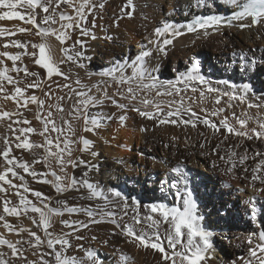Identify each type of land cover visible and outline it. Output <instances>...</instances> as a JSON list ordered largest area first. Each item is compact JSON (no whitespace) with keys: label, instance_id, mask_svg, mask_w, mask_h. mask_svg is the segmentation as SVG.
Returning <instances> with one entry per match:
<instances>
[{"label":"bare ground","instance_id":"obj_1","mask_svg":"<svg viewBox=\"0 0 264 264\" xmlns=\"http://www.w3.org/2000/svg\"><path fill=\"white\" fill-rule=\"evenodd\" d=\"M97 1L91 0V3L96 4ZM122 1L124 2L126 0H113L114 4L111 6L106 2L107 4L105 5H108V10H104L105 7L101 10L95 8L96 10L91 9L90 11L86 8V20L79 21V27L65 30L68 39L63 44L57 41L55 36L52 35L43 38V42L48 45L50 54L59 67L60 72L64 73L65 76H68L67 74L72 76L70 81L73 83L77 80L80 83L87 82L89 86L86 87L85 92L97 100L103 101L95 106H89L86 110L89 115L90 109H97L92 114V117L100 120L101 126L99 128L94 132H86L84 131V120L80 119L75 120V126L72 127L74 134L68 128H66L67 130L65 132L69 135L71 134L70 137L73 138L74 145L77 146L76 149H79V153L82 156L93 159L98 157L97 159H100L99 161L105 162V177L108 178L109 182L104 186L102 185L101 188L105 187L107 190H114V186L112 185L115 180H117V183L123 185L126 182L124 177L125 179H130L133 183H137V173L132 168L140 167L139 171H142L143 176L139 184L141 186L140 188L152 192L159 188L156 191L157 193L153 192L150 194L152 196L155 194L157 200H161V203L166 208H177L183 211L184 199L189 192L192 194L193 190L203 188L207 184L206 180L212 183L218 181L220 185L215 188L216 190L214 189L215 195L213 200L212 198H207V200L209 203L215 200L216 205L214 207L217 206L218 202L225 200L223 204L219 205L223 209L215 210L214 215L210 216V214L207 215L204 212L198 213L195 207V214L200 217V226L203 227L202 222H210L211 217H213L212 219L217 222L215 225L218 227L213 228V231L210 232L212 248L205 254L206 259L201 264H244L237 258H240L241 253H246L247 256L242 255L241 258L246 257V260H249L250 255L247 254L250 251L249 248L253 249V247L261 243L259 233L264 231V167L259 171L251 169L259 163L258 159L260 155H257V153H264V139H256L254 136L252 139H249L245 136H238L234 132L230 133L224 128L221 121L226 117L231 127L237 131H248L250 135H252L251 129L256 128L259 130V123L264 122V91H260L259 94H254L253 89L249 86L251 78V82L259 80V83L261 82L260 78H264L260 75L264 72L261 65V60L264 59V53H260L255 48L258 44L259 46L264 45V23L240 28L239 24L241 23H251V18H245L244 20H234L231 25H228L226 21L231 19L234 12L240 11V9L234 5L225 3V0H133L134 9L131 7L125 8L124 12L121 11L123 8L121 7ZM199 1L205 2V4L206 2L209 4H217L215 9L211 8V10H216L224 6L232 7L231 9L234 8L235 10H224V12L218 15L216 13L217 11L215 13L212 11L204 16H200V18L217 16L222 18V23L212 28L188 32L187 25L197 18H193L191 14L195 10L200 12L206 9V6L203 7L202 4L196 6L195 3ZM81 2L82 0H74L77 6ZM180 4H184L186 10H182L179 7ZM19 8L21 9V7ZM36 12L37 18H39L41 8L38 7ZM126 12H132V15H126ZM179 17L181 21H178ZM78 19L76 15L73 22L74 25ZM2 21L4 22L5 28H1L4 30V34L0 35V41L3 40L2 37L4 35L15 32L12 30L18 32L20 28L26 29L25 24L23 25L17 19L11 20V23L8 19ZM7 21H9L8 24H6ZM37 23L40 25V22L37 21ZM66 23V20H61L59 26L65 25ZM164 24L177 25L175 28L183 34L173 36L169 32L165 36L158 38L155 35V29L163 27ZM40 27L42 28V26ZM82 29H87L89 34L82 35ZM228 34H236L239 40H232ZM157 39L161 41L163 39H171L172 43L165 46L166 50L164 52H160L157 50L155 43ZM77 41L81 42L79 44L82 46L81 48H84L83 51L87 54V62L92 64V69L83 67L79 70L77 69V73H73V71L67 70L64 66L65 52L62 49L69 47L70 44L72 45V42ZM132 44L137 45L138 49L136 51L138 52L140 45H142L141 52L148 50L152 52V55L146 57L144 61V67L152 76L158 70L159 65H165L168 58L174 55L176 56L173 59L175 66L177 64L183 65L181 70L189 66V74L203 76L212 88L218 89V93H208L206 86L200 84L198 81H190L186 86L182 81L187 76V72L181 75L178 74L173 80L177 87L182 89L179 96L174 94L173 96L155 97L154 92L148 93L150 99H154L160 105L164 103L166 107L167 105L169 106L170 101H176L177 104H172L171 109L172 107L175 109L178 106L181 98H186L183 101L181 112L188 113L186 109L190 108L191 112H189L187 120L191 119L193 121L197 118L202 122V125H205V128L202 125L191 126L190 124H184L181 122V119L173 118L177 120L176 124H161L159 122L158 131L155 134L153 133L154 136L151 135V138L149 123L153 119L141 116L134 109L140 108L142 111H148L151 110L149 106L152 107V105L146 107L139 103L138 100L130 102L127 99H122L116 95V92L118 88L120 91H124L126 85H117L111 77L100 75V73L116 67L118 63L131 65L132 61L141 54L139 52L135 57H130L129 46ZM93 54L99 57L101 66L92 63ZM211 57L214 59L212 60ZM131 72V67L124 69L126 76L131 75ZM118 75L119 73H117ZM55 76L57 74L54 73L51 77H47L51 81L56 78ZM21 83H18V86L23 89L26 88ZM192 87L205 91V97L202 101L199 91L193 93L191 91ZM81 90L84 89L81 88ZM40 94L39 98L43 99L45 94L42 90ZM233 94L236 96V99L231 98ZM217 95L220 97L218 104L216 103ZM107 97H112L120 104L127 105V107L123 109L118 108ZM36 104L38 106V103ZM53 104L55 105V102L49 103L48 101L44 109L41 110L40 108L41 111L36 115L37 120L40 119L42 121L41 126L43 130L49 112L52 113L51 119H56L55 112H53ZM249 104L253 106L249 107ZM2 105L0 102V112L3 111L4 106ZM21 108L22 104L17 102H13L10 107L11 111H16V113H20L17 111ZM168 108L170 109V107ZM218 109H224V111L213 115L212 113ZM154 110V107H152L151 111L154 112ZM192 113H195V115L193 116ZM122 115L125 116L123 122L119 120V117ZM205 119L210 121L211 124H205L203 122ZM239 119L247 120L244 129H241L238 123ZM35 123L37 124L36 121ZM213 124L216 126L215 128L211 126ZM48 128L50 130L47 133V139L53 140V144L47 145L45 142V146L53 147L59 142L56 138V132L52 131L51 124L48 125ZM141 129L144 130L142 131ZM80 137H84L91 142L86 149ZM172 137L176 139V142L184 143V146L178 149L176 147L177 145L175 146L174 144L175 141H170ZM144 145L148 147L149 156L144 157L139 155L136 159V149L139 150ZM233 153L235 155H232ZM239 155L246 157L243 163L239 161ZM229 157H231L230 160ZM232 164H235V167H232ZM230 167L232 170L228 171ZM176 168H180L181 174L183 175L174 172L173 169ZM120 170H123V172H120ZM254 175L258 176L259 179L253 180ZM160 176L161 180H159ZM91 181L95 184L98 183V176L95 175L94 180ZM131 184H129V187L132 189L134 186L131 187ZM233 185L239 189L237 192L233 191ZM97 187L100 186L97 184ZM174 192L176 193V205L173 202V205L170 206V200L171 203L174 201L172 200V194ZM238 196H240V199ZM118 199L127 204L131 203L121 197L116 198L115 201ZM191 199L193 200L192 195ZM238 200H241V204H237L239 202ZM208 212H212V209H209ZM58 216L60 214H56L54 211L51 214L53 221H58ZM158 216L160 219H163L161 213ZM224 227L229 228L231 236L233 235L232 239L222 236L226 234ZM203 229L205 230L204 227ZM214 237H217V239H214ZM129 245L127 243L125 247L119 250L112 249L111 251H115V256L113 254L108 256L104 254V261L101 260L100 264H121L119 252L132 259L134 264H151L153 260L156 263L159 262L160 255L154 252V249L138 246L137 243L134 248H131ZM129 248L133 250H129ZM230 251H234L237 254V258L235 257L232 262L228 260L227 256Z\"/></svg>","mask_w":264,"mask_h":264},{"label":"rangeland","instance_id":"obj_2","mask_svg":"<svg viewBox=\"0 0 264 264\" xmlns=\"http://www.w3.org/2000/svg\"><path fill=\"white\" fill-rule=\"evenodd\" d=\"M41 2H43V4H47L48 0H41ZM106 2L110 6L114 4L113 0H98L96 4L94 3L96 7L91 9L96 10L98 8V10H101L103 9V7H105L104 10H108V5H105L107 4ZM126 2L127 0L124 2L122 1L121 7L124 8ZM101 4L103 5V7H100ZM195 4L196 6L198 4H202L203 7L206 6V9H203L200 12L198 10H195L193 14H191L193 18L204 16L205 14L211 13L212 11L213 13L217 11L216 13L218 15L221 12H224V10H229V11L235 10L234 8L231 9L232 7H227V6L219 7V9L216 10H211V8L215 9V6H217V4L215 5V3L209 4L206 2L205 4V2L199 1L196 2ZM20 7L21 9L18 7L16 10L20 11L25 16H27L28 14L34 11L36 15V19H38L37 21L40 22V26H42V28L55 30L57 33H59L60 31L68 30L64 28H62L61 30L62 25L59 26L61 21L60 20L61 13H63L66 17L67 16L73 17V21H71L72 23L76 18V14H75L76 11H73L75 10L74 7L69 6L68 3H60L59 7H57V0H52L48 13L43 12L41 8V14L39 18H37L36 9L35 10L28 9L26 5ZM179 7L182 10H186L184 4H180ZM6 10L7 9H0V11H6ZM96 14L99 15L98 13ZM45 16H51L52 20H54L55 23L49 21L47 24H45L43 22ZM17 20L23 23V25L25 24L26 29H30L31 31L19 33V31L17 32L16 30H12L15 32L4 35V37H2L3 40L0 41V53L8 52L11 55H19L20 58L17 61L13 62L12 60L8 59V57L0 56V61H2V63H0V71H3L5 68H7V73H6L7 76L11 77L14 82L23 83V85L26 88H24L22 97L17 98V100L19 99L18 101L22 105L24 100L26 99L29 102L27 103V107L22 106V108L19 111H17L20 113H16V111H13L14 112L13 113L10 107L12 103L13 102L16 103L17 100H12L10 97L15 94L14 90L15 87L18 86V83L9 84L7 80H3V85L6 91L0 92V102L3 104L2 106L4 107L7 106L6 108L3 107V111H7V112L10 111L9 113H13L14 115L10 116L9 118L0 119V151H3V149L6 147L5 138H7L8 146L11 148L10 157L12 156L16 157V164L7 165L3 156H0V172H3L5 167H13L14 171L18 173L17 176H13L11 173L8 174V179L12 181V185H9L4 181H0V186H2L6 190V191H0V216H4L5 218V220H0V238L6 239L11 243L16 244L18 249V254L16 256H13L11 249H9L6 244H0V253H3V259L7 260L8 264H29V262L31 261H35L36 264H42L40 257L43 256L44 260H48L50 264H54V256L48 255V253L53 251L52 249H49L47 247V239L49 237L46 236L43 226H41V224L39 223V214L31 211L32 204L36 205L37 207H41L45 212L48 211V209L54 210V213L56 214L59 212L58 214H60L61 217L58 216L57 219L58 221H53L51 218V224L52 223L55 224L51 225V227L48 229V232L52 234V238L61 237V236H65V234H68L66 238L69 240L71 246L65 248V254L68 256L76 257L78 259L83 258L85 260V264H92V261L87 260L86 258V253L88 251H92L95 255V258L101 261L103 260L104 254L106 256L111 254L115 256V251L113 252L111 250L112 249L119 250L125 247L127 243L130 244L129 246H131V248H134V246H136V242L133 240L132 237H129L126 234H124L123 230L125 226H131L137 232V234H139L142 230H146L150 235L153 229L149 228V225L151 224L152 220H155L159 222V231L161 234V238L163 239L164 233L166 230L170 228V225L164 222L163 219L159 218L158 216L159 212H151L150 208L146 207L152 204H157V205L162 204L161 200H157L155 194L153 196L150 194L153 192L155 193L156 191L159 190V188L158 190L155 189L153 192L150 190H146V189L144 190L140 188L141 186L139 184L143 178L142 171L141 170L139 171L140 167L132 168V170L137 173V179H136L138 181L137 183H133L132 181H130V179H128L127 177H126L127 179H125L124 177V180H126V182H124L123 185L117 183V180L114 181L112 185L114 186V190H109V189L107 190L105 187L101 188L102 185L104 186L106 183L109 182L108 178L105 177L106 176L104 170L105 162L99 161L100 159H97L98 157L93 159L90 157L88 158L87 156H82V154L79 153V149L78 148L76 149L77 146L74 145L75 143L72 140L73 138L70 137L71 134L69 135L67 132H65V130H67L66 128H68V125L64 124L65 120L70 121L72 124L71 125L72 128L75 126L76 123L75 121L76 119H73V117L69 115V113L73 111V105H75L77 99H79L78 97L75 96L73 89L75 91L85 92L86 87H88L89 85L85 81L83 82L84 85L83 83H79V84H77L76 82L73 83L72 81H70L72 76H70L69 74H67L68 76L57 75L55 76L56 78L52 79L51 81L48 80L46 69L43 68L41 65L35 63V60L39 58V49L33 48V44L41 43L42 37L37 36L35 34L37 29L33 27V25L28 24L25 21L19 19ZM178 21H181L180 17ZM8 23L9 21H7L6 24ZM67 23H69V21H67ZM173 26L176 27L177 25L175 26L174 24ZM1 28L2 29L5 28L4 22L2 20H0V29ZM74 32H76V30H74ZM228 35L234 41L239 40V38L236 37V34H228ZM17 40L21 44L26 45V47L22 48L16 46L14 42ZM78 44L79 43L77 42H72V45L70 44V46L66 48L69 51L65 53L64 61H63V63L64 62L66 63V65L64 63V66L67 68V70L69 71L71 70L73 71V73L75 72L77 73V69L79 70L80 68L83 67H87L90 70L92 69L91 67L92 64L87 62V56H86L87 54L83 51L84 48H81L82 46L80 44L79 47ZM5 45H7V47H5ZM77 47L78 49H76ZM141 47L142 45H140L139 52L142 51ZM255 48L258 49L260 53H264V45L259 46L258 44V46H256ZM79 49L81 50L79 51ZM136 49H138L137 45L132 44L129 46V52L131 53L130 56L131 58L135 57V55L139 53L138 51H136ZM77 52L81 53L79 59H73V60L67 59V55H72L73 57H75ZM32 53H35L36 55L33 56ZM175 57L176 56L172 55L168 58L165 65L163 64H161V66L159 65L158 70H156L154 73V76L157 77L159 81H173L178 74L181 75L182 73L185 74L188 71H190L189 66H187L183 70H181L183 65L177 64V66H175V62L173 60ZM92 59H93L92 63L94 64L96 63V65L98 66L102 65L101 62H99L100 59L96 54L92 55ZM211 59L213 60L214 58L211 57ZM80 65H83V67H81ZM261 65L264 70V59L261 60ZM25 68H27L29 73H37L38 75L26 76L24 73ZM262 74L260 75L264 77V75ZM188 75L189 72L187 73V76ZM251 81L249 83V86L253 89L254 94L256 93L259 94L260 91H264V78H260L261 81L260 83L259 80L253 82ZM29 84H39V87L29 88L27 87V85ZM63 84L69 86L71 85V86L64 87ZM81 88L84 90H81ZM41 90L45 94L43 99L39 98V96L41 95L40 94ZM32 96L37 97V100L44 101V104L43 105L38 104L39 106L38 107L36 103H32L30 101V97ZM185 99L183 98V101ZM48 101L49 103L55 102V105L53 104L54 105L53 112H55L56 115V119L54 120L56 127L57 128L60 127L63 129L65 128L63 134L56 132V138H59L57 140L59 142L60 148L65 147L64 144L65 138L73 141V143L68 145V147H70L71 149V155L69 156L67 152H64L63 154L64 161H66L64 164V171H61V165L57 163V157L49 155V149H51L52 152L59 151L56 145H54L53 147L45 146L48 132L45 133L44 135H40V133L43 132L41 126L42 121L40 119L37 120L36 115H38L39 111L44 109V107L48 104ZM176 104L177 103H175V105ZM58 105L63 108L62 112L58 111L57 108H55ZM160 106L163 108V112H160V114L158 113L159 115L156 113L154 118H152L153 120L149 123L150 128L149 127L148 128H149L150 136L151 135L154 136L155 132L157 133L158 123L160 119L165 118L166 113L169 110H173V111L175 110L173 109V107L172 109L171 108L169 109L168 108L169 106L167 105L166 107V104L164 103L163 104L161 103ZM149 107L152 110L153 106L152 107L149 106ZM96 110H97L96 108L90 109L89 116L92 117V114L96 112ZM188 115H189V111L188 113L181 112V117H172L171 119L179 118L181 120H187ZM24 120H27L30 123L26 124L23 122ZM17 121L19 122L17 123ZM35 121L37 122V124L35 123ZM193 124L195 126L196 125L200 126L202 125V122H200V120L196 118V120H193V123H191L190 125L193 126ZM9 125H11V127H9ZM27 126L35 129V131L32 133H22L20 129L28 128ZM202 126H204L205 128V125ZM17 136H20L21 138L19 141L16 139ZM24 139H27L29 143L33 145H44V147H32L31 149L17 148L16 144L22 142ZM170 141L172 142L175 141L174 144L175 146L177 145L176 147L178 149L184 146V143L182 142L180 143L179 141H177L178 142L177 143L174 137H172ZM135 155H136V159L138 158L139 155L148 157L149 151L147 145L142 146L139 150L136 149ZM241 157L242 156L239 155L238 159ZM262 158L264 159V153H260L258 161L260 162L261 160H263ZM69 160L75 162L77 166L73 167L71 164H68L67 161ZM35 161H40V162L35 163ZM24 162H27V164L29 165V172H25L22 168L18 166L20 163H24ZM255 166L256 165H254V167ZM254 167H252L251 169H256ZM32 171H35L38 174L35 178H33V176L30 174ZM53 172L56 173V176L64 177V179L61 181H57L56 176L52 175ZM120 172H123V170H120ZM95 175L98 176V180H99L98 183L96 184L91 181L94 180ZM19 176L24 177L23 181L19 179ZM73 178L75 180L74 187L61 192H58L56 190V187L54 186L56 183H61V184L64 183L63 185L67 186ZM44 180L49 181V183H44L43 182ZM84 180H87L89 183H91L94 186L95 190L103 193V195L90 198L91 190L88 189L87 186L83 183ZM159 180H161V176ZM128 183L129 184L132 183L130 186L131 187L134 186V187H132L131 189ZM206 183L207 184L203 188H198L197 190H193L191 195L193 197V200L195 201V205L198 210V213L204 212L207 215L210 214L211 216L214 215L215 210L218 211L223 209V207L221 206L222 208H220L219 205L223 204L225 200L218 202L217 206L215 207H214V205H216L215 200L209 203L207 198L209 199L212 198L213 200V197L215 195L214 189L217 188V186H219L220 184L218 181L212 183L209 180H206ZM22 184L26 185L27 189L29 190L26 191L24 187H19ZM97 184L100 187H97ZM232 189L234 192H237L239 190L238 188L234 187V185ZM37 191L43 194L41 198H37L33 194L34 192ZM116 191L121 193L120 196L121 198H124L125 200L131 202L130 204L126 203L127 208L124 207L125 203L122 202L121 200L118 199L115 201V199L118 197L114 196L113 193ZM17 193H20L27 199V201L29 202L27 206L20 204V195H17ZM178 194L180 193L178 192ZM103 196H108V201H105ZM178 198H180V196H178ZM238 198L240 199V196H238ZM172 200L174 201H172L171 203L170 200V206L173 205V202L174 205H176L175 192L172 194ZM5 201L9 202L8 203L9 208L16 207L19 210L20 215L13 216L5 213L3 210ZM238 201L239 202L237 204L239 203L241 204L240 202L241 200ZM231 204L233 205L232 202ZM25 207H27L26 212H25ZM73 208L77 210L69 211V209H73ZM209 209H212V212L209 213L208 212ZM85 210H91L93 215L90 217L87 214V211ZM108 212H113L115 215L113 217H108L106 215ZM102 216L104 217L103 219H101ZM136 216H138L142 220L141 224L135 223L133 217ZM147 217H151L152 220L146 219ZM212 218L213 217H211L210 222L209 221L202 222L203 227L208 233L212 232L213 228L214 229L218 228L215 225L217 222ZM113 219L116 221L115 224L111 222ZM34 220L36 221V223L33 222ZM5 221H7L10 225H12L13 229L9 230L8 228H5L3 226ZM64 221H67L68 223L65 224L63 223ZM57 222L58 224H56ZM82 225H87V227H83ZM117 225H119V227ZM21 228L28 229L31 232H35L38 236H40L41 240L44 241V243L40 244L39 246H35V238L30 236L29 231L20 232L19 229ZM224 229L226 234H223L222 236L232 239L233 235L231 236L230 233L231 231L229 230V228L224 227ZM77 237H82V239H77ZM214 239H217V237L216 238L214 237ZM164 246L166 247V250L169 252V254H171L172 250L167 247L166 240H164ZM180 247H181L180 245H177V250H180ZM56 249L59 250L60 246L57 245ZM129 250H133V249L129 248ZM154 252L160 255L159 262L156 263V261L153 260L151 264H167V262L162 260L161 253H159L156 250H154ZM119 254H120L121 264L122 263L134 264L132 259H129L127 261L122 260L121 257L125 255L120 252ZM247 254L250 255V251H248ZM236 255L237 254H235L234 251H230V253L227 255L228 260L232 262L235 259ZM240 255H241L240 258L237 257L236 258L239 259V261H241L242 263L246 264L247 261L246 257L241 258L242 255L247 256L246 253H241ZM253 263H256L255 260H253Z\"/></svg>","mask_w":264,"mask_h":264},{"label":"snow or ice","instance_id":"obj_3","mask_svg":"<svg viewBox=\"0 0 264 264\" xmlns=\"http://www.w3.org/2000/svg\"><path fill=\"white\" fill-rule=\"evenodd\" d=\"M52 0H48L47 4L41 3V0H0V9H7L6 11H0V20L3 19H19L22 21H25L28 24L33 25L37 29L36 35L42 37V42L39 44H33V48L39 49V58L35 60V63L38 65H41L43 68L47 69V74L49 77H51L54 73L57 75H64L60 72L59 67L57 66L56 62L53 60L50 49L48 48V45L43 42V38L47 37L49 35L55 36L56 40L59 41L61 44H63L67 39L68 35L66 31H61L57 33L55 30H49L41 28L40 25L37 23L35 12H31L27 16L22 14L20 11H17L16 9L20 6L26 5L28 9L35 10L38 7L42 8L43 12L48 13L49 7L51 6ZM60 3H68L69 6L74 7L76 11V15L79 18L75 25L71 22L73 21V17L71 16H65L63 13L60 15V20H67L69 23L62 25V28L64 29H72L74 27H79V21L86 20L85 15V9L88 8L90 11L91 8L96 7L95 4L91 3V0H82L81 3L77 6L74 3V0H57V7H59ZM225 3L234 5L237 8L240 9V11L234 12L233 17L226 21L228 25H231L234 20H244L245 18H251L250 24L241 23L239 24L240 28H246L251 27L253 25H258L261 23H264V0H225ZM100 7H103L101 4ZM133 8L134 4L133 0H127V3L125 4L124 8ZM124 8L121 9L122 12H124ZM128 16L132 15V12H126L125 13ZM49 21H52L55 23L54 20H52L51 16H45L44 17V23L47 24ZM222 23V18L217 16H210L207 18H200L197 17L192 23L187 25V31L188 32H196L198 29H208L212 28L216 25H219ZM20 32H26L31 31L30 29L20 28ZM171 32L173 36H180L183 33L177 30L174 26L164 24L163 27H158L155 29V35L159 37L165 36L166 33ZM4 34V30H0V35ZM82 35H88L89 32L87 29L81 30ZM205 34H207L205 32ZM93 38H95L93 36ZM77 43H81L80 41H77ZM157 50L160 52H164L165 46L172 43L171 39H163L162 41L157 39L155 41ZM14 44L18 47H26V45L21 44L19 41H15ZM7 47V45H5ZM63 52L67 53L69 50L64 48L62 49ZM33 56H35V53H32ZM81 53L77 52L76 56L73 57L72 55H67L68 60L73 59H79ZM152 55V52L150 50L141 52L140 55H138L135 60L132 61L131 65L128 64H117L116 67L100 73L102 76H109L111 79L117 84V85H126V88L124 91H120L119 88L117 89L116 95L120 96L122 99H127L130 102L131 101H139V103L145 105L146 107L148 105H152L155 109V111H142L140 108H135L134 110L137 111L141 116L147 117L149 119L154 118L156 113L163 112V108L160 106L159 103H156L154 99H150L148 97V93L154 92L155 97H161V96H173L174 94L179 96L182 89L177 87L176 83L173 81H159L157 77L152 76L151 73H149L146 68L144 67V61L146 57H149ZM0 56L8 57V59L12 60L13 62L17 61L20 57L19 55H11L8 52L0 53ZM2 63V61H0ZM83 67V65H80ZM127 67H131L132 72L131 75L126 76L124 74V69ZM18 70V69H17ZM7 68H5L3 71H0V92H5L6 89L3 85V80H7L9 84L18 83L14 82L13 79L6 75ZM24 73L26 76L28 75H38L37 73H29L27 68L24 69ZM117 73L119 75L117 76ZM190 81H198L200 84H203L206 86V90L208 93L217 92L218 89L212 88L208 82L204 79L203 76L200 75H191L183 78V83L187 86ZM77 84L80 83L79 80L76 81ZM29 88L33 87H39V84H29L27 85ZM64 87H70L69 85H64ZM186 90V89H185ZM191 91L193 93H196L199 91L200 93V99L201 101L205 97V91L201 89H197L196 87H192ZM15 94L12 95L10 98L13 100H17L18 97H22V94L24 92V89L20 87H15L14 90ZM73 92L75 93V96L78 97L77 102L75 105H73V111L69 113L73 117V119L84 120V131L86 132H94L97 128L101 126L100 120L96 117H90L87 113V108L89 106H95L98 103H102L103 101L97 100L93 96L89 95L86 92H79L75 91L73 89ZM227 94V93H225ZM108 99L112 100V103L115 104L118 108H125L127 105L120 104L116 99L112 97H107ZM232 99H236V96L233 94L231 97ZM63 99V98H61ZM30 101L32 103H38L39 105H43L44 101L37 100V97L32 96L30 97ZM19 103V101L17 100ZM29 101L26 99L24 100L23 107H27V103ZM220 102V97L217 95L216 103L218 104ZM176 103V101H170L169 107L171 108L172 104ZM253 105L249 104V107H252ZM183 107V98L180 99L178 106L175 108L174 111L169 110L166 113L165 118L160 119L161 124L165 123H172L176 124V119H171L172 117H181V108ZM258 107V105H257ZM57 110L62 112L63 108L59 105L57 106ZM186 111L191 112V109H186ZM224 109H218L214 111L212 114L217 115L218 112H222ZM14 115L13 113H9L7 111L0 112V119L3 118H9L10 116ZM194 116L195 113H192ZM235 116V114H233ZM52 113H48V119L45 121V126L43 132L40 133V135H44L49 131L48 125H52V131L58 132L63 134L64 129L63 128H57L55 125L54 120L51 119ZM39 118V117H38ZM110 119V117H109ZM119 120L123 122L125 120V116H120ZM19 121H17L18 123ZM24 123H30L27 120L23 121ZM184 124H191L193 121L191 119L189 120H181ZM205 124H211L210 121L205 119L203 121ZM239 125L241 126V129H244L247 120L239 119L238 120ZM64 124L68 125V130L73 131L71 128V122L65 120ZM221 124L226 128L230 133H235L238 136H245L249 139H252L253 136L256 139H264V122L259 123V130L256 128L251 129L252 135L249 134L248 131H237L233 127H231L228 122L227 118L223 121H221ZM193 126H195L193 124ZM212 127H216L214 124L211 125ZM11 127V125H9ZM142 131L144 129H141ZM219 130V129H217ZM22 133H32L35 131V129L28 127L24 129H20ZM16 139L19 141L21 138L20 136H17ZM59 139V138H57ZM80 140L83 142L85 149L87 146L91 143L88 139L84 137H80ZM73 143V141L68 140L65 138L64 148H60L59 143L56 144V147L59 149L58 152H52L51 149H49V155L56 156L57 157V163L61 165V171H64V152H67L68 155H71V149L68 147L69 144ZM46 144L51 145L53 144V140L47 139L46 137ZM5 145L6 147L3 149V151H0V156H3L4 160L6 161L7 165H14L16 164V157L12 156L10 157L11 148L8 146V140L5 138ZM17 148L22 149H31L32 147H44V145H33L29 143L27 139H24L22 142L16 144ZM232 155H235L233 153ZM257 155H260V153H257ZM46 159V158H45ZM223 159V157H221ZM231 157H229V160ZM244 159L246 157H241L240 162L243 163ZM40 161H35V163H39ZM68 164H71L73 167L77 166L75 162L72 160L67 161ZM20 168H22L25 172H29V165L27 162L20 163L18 165ZM232 167H235V164H232ZM262 167H264V160H261L257 166L256 171H259ZM232 168L230 167L228 171H231ZM174 172L177 174H181L180 168L173 169ZM11 173L13 176H17L18 173L14 171L13 167H5L3 172H0V181H4L5 183L12 185V181L8 179V174ZM33 178H35L38 174L35 171H32L30 173ZM53 176H56V173H52ZM19 179L23 181L24 177L19 176ZM64 177L56 176L57 181L63 180ZM186 179V178H185ZM259 179L258 176H253V180ZM44 183H49V181L44 180ZM83 183L87 186L88 189L91 190L90 198L91 197H97L102 196L103 193L98 192L95 190L94 186L89 183L87 180H84ZM75 185L74 178L71 180V182L65 186L61 183H56L54 186L56 187V190L58 192L68 190ZM19 187H24L26 191L27 189L26 185H20ZM0 191H6L2 186H0ZM37 198H41L43 194L41 192H34L33 193ZM17 195H20V204L27 206L29 202L27 199L21 195L20 193H17ZM114 196L120 197L121 193L116 191L113 193ZM105 201H108V196H103ZM8 201L4 202V212L13 215L18 216L20 215L19 210L16 207L9 208L8 207ZM125 208H127V204L124 205ZM146 207H149L151 212H159L161 213L164 222L168 223L170 225V228L165 231L164 238H161V234L159 231V222L152 220L151 217H147L146 219L152 220L151 224L149 225V228L153 229L151 234L149 235L146 230H142L139 234L131 227V226H125L124 228V234H126L129 237H132L133 240L137 243L138 246H142L145 248H152L162 254V260L167 262V264H201V261L206 259V253L209 249L212 248L211 243V233H208L203 229L202 226L199 224L200 217H198L195 214V201L191 199V192L187 194V197L184 199V207L183 211L177 209V208H171L168 209L165 207V205L160 204H152L148 205ZM77 209H69V211H76ZM27 211V207H25V212ZM31 211L34 213L39 214V223L43 226L45 230L46 236L49 238L47 239V247L49 249H52L53 251L48 253L50 256H54V264H85V260L83 258H76L73 256H68L65 254V248L70 247V242L66 238L68 234H65V236L52 238V234L48 232V229L51 227V214L54 210L48 209V212H45L41 207H37L36 205H31ZM87 211V214L91 217L93 215L91 210H85ZM58 214V213H57ZM108 217H113L115 214L113 212H108L106 214ZM104 217L102 216L101 219ZM4 216H0V220H4ZM136 224H141L142 220L136 216L133 217ZM36 223V221H33ZM112 223H116V221L113 219L111 221ZM63 223L67 224V221H64ZM5 228H8L9 230L12 229V225H10L7 221H5L4 225ZM83 227H87V225H82ZM119 227V225H117ZM186 230V231H182ZM20 232L23 231H29V234L31 237L35 238V246H39L40 244L44 243V241L41 240L40 236H38L35 232H31L28 229L21 228L19 229ZM198 238V239H197ZM77 239H82V237H77ZM259 239L261 243H259L255 248L250 249V259L246 261V264H253V260L256 261V264H264V231L259 233ZM164 240L167 241V247L171 249V254L166 250L164 246ZM19 243V242H17ZM0 244H6L9 249H11L12 255L16 256L18 254V249L16 244L9 242L6 239L0 238ZM59 245L60 249L57 250L56 246ZM177 245H180V250H177ZM259 253V254H258ZM87 260L92 261V264H100V261L95 258V255L92 251H88L86 253ZM42 264H50L48 260H44L43 256L40 257ZM122 259L124 261L129 260L130 258L128 256H122ZM0 264H8V261L3 259V253H0ZM29 264H36L35 261L29 262Z\"/></svg>","mask_w":264,"mask_h":264}]
</instances>
